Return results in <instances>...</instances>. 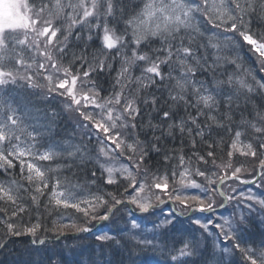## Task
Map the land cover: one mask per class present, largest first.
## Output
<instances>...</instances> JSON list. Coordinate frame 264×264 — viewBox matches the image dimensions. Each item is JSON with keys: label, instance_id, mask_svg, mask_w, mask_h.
<instances>
[{"label": "snow or ice", "instance_id": "1", "mask_svg": "<svg viewBox=\"0 0 264 264\" xmlns=\"http://www.w3.org/2000/svg\"><path fill=\"white\" fill-rule=\"evenodd\" d=\"M257 22L260 30L253 28ZM96 40L100 47L90 54L89 44ZM245 46L264 71V0H140L135 6L126 0H0V224L6 234L35 237L39 222L21 229L13 219L42 207L49 213L75 210L86 222L109 221L126 209L131 229H140L150 221L136 210L151 215L167 201L188 215L205 240L227 245L213 253L219 257L216 264H234L224 259L233 255H239L238 264H264V238L257 242L245 236L247 224L264 217V191L258 195L229 183L264 189V83L241 76L239 56L225 55ZM121 50V66L110 88H103L99 76L114 71L110 61L115 57L109 53L121 55ZM135 69L141 76H133ZM153 88L167 92L163 105L162 97L148 92ZM33 90L48 103L61 101L60 111L74 117L79 139L54 133L55 109L29 107L32 101L20 98L21 93L34 96ZM257 97L258 105L253 103ZM213 132L229 137L225 163L217 164L215 149L227 142L223 136L216 140ZM177 134L193 148L199 138L207 146L205 155L162 151L161 141ZM153 152L162 157L156 164L167 166L163 172L151 163ZM236 156L258 162L251 180L244 178L246 165L234 163ZM120 160L126 163L117 167ZM85 169L89 180L73 183ZM101 177L105 185L123 188L119 196L99 194L96 181ZM228 203L234 205L228 216L214 215ZM162 214L154 227L175 222L174 209ZM66 229L90 231L57 221L45 231L65 236ZM152 235L153 240L130 238L137 246L154 247L156 233ZM96 240L102 248L103 242H120L106 233ZM180 243L179 249H169L167 264H188L187 257L202 252L195 236Z\"/></svg>", "mask_w": 264, "mask_h": 264}, {"label": "trees", "instance_id": "2", "mask_svg": "<svg viewBox=\"0 0 264 264\" xmlns=\"http://www.w3.org/2000/svg\"><path fill=\"white\" fill-rule=\"evenodd\" d=\"M107 78L110 79L111 77H107ZM161 101H162V99H161ZM235 118H236V120H239V115H237ZM58 119H59V121H62L61 117H59ZM148 120H149V116L146 114L145 121H143V124L146 125ZM152 122L154 124L157 123L156 120H154ZM156 135H159V134H156ZM212 135L218 141L220 139V136H223L224 141L227 142L225 144H221L219 147H217L215 149L216 157L220 156V155L222 157L223 155H225L227 153L228 147L230 145L229 137L227 135H225L224 133H220L219 135H217V133L213 132ZM151 137L152 136L147 137V138H151ZM142 138H143V135H142ZM181 139H182L181 137H180V139H178V136H176L175 138L163 140V141H161L160 147H161L162 151H167L169 154H172L173 150L178 151V150L182 149L184 154L187 156L192 155L193 152H198L200 155H205L206 151L208 150L207 146L205 144L199 142V138H197L198 143H197L196 148L192 147L190 141L187 138H183V140H184L183 143H181ZM151 155H152V162L151 163L153 165H156L157 167H159L160 169H162L164 171L165 168L167 167L166 165L156 164V162L161 160L162 157L157 156L155 154V152H153ZM245 164H246V166L247 165L249 166V164L254 165V164H256V161H253V159L248 158V159H245ZM88 167L90 169L96 171L97 176L100 175V173H97L98 169L93 168L92 165H89ZM73 171H77V170L74 169ZM62 175L67 176L70 174L64 172ZM90 176H91V173L87 169L79 171L78 176L73 177V183H76L77 180L80 183H84L85 181L89 180ZM0 178L4 179V177L2 175H0ZM196 179L200 180L199 177ZM96 185L99 187V194H104V193L109 192L106 189L102 190L104 184L101 181L97 180ZM91 191L96 193L97 187H92ZM119 193H120V191L117 189H115L113 191V194L119 195ZM3 206L4 205L2 203H0V207H3ZM2 215L3 214H0V216H2ZM42 215H43V211H41V210L39 212L34 211V213L32 211L29 214L22 216L21 218H14L13 222L16 223L21 229H23L24 227H31L32 224H34L35 219L40 218V220H41ZM249 226L253 227L251 235L249 236V238H252V240H255L257 242L260 239L264 238V235L263 236H260V235L257 236V234L255 233L258 230L256 225L251 223ZM179 228H180L179 224H176L172 227L168 226L167 228H165L163 230L162 237L158 238V241L160 243L159 246L158 247H151L150 250L145 251L140 256V258L138 259L139 263L150 264V262H153V263L157 262V264H163L164 259L167 261V259L169 258V257L168 258L164 257L165 253H166V255H169V249L173 245H175V247L177 249H179L180 247L183 246L180 243L181 239H183L185 241H190L189 235H190V233H192L191 229L188 227V234L183 235V233L181 232V230H179ZM254 228H256V230H254ZM7 236H9V235L6 234V231H5L3 224H0V242ZM23 249H34L31 251L30 259H24L23 260L24 264H45L43 262V259L45 258V254L43 251H41L42 249L31 248L27 245V243H24L23 240H13V241L9 242L7 244V246L3 249V251L0 253V262L2 264H19L18 255L19 254L21 255ZM187 260H188V264H205V262H207V264H216L217 259L210 256V253L206 249H204V247H202V252L194 253ZM239 260H240L239 255H234L231 258L227 259L226 261H231V262H234V264H238L237 261H239Z\"/></svg>", "mask_w": 264, "mask_h": 264}, {"label": "rangeland", "instance_id": "3", "mask_svg": "<svg viewBox=\"0 0 264 264\" xmlns=\"http://www.w3.org/2000/svg\"><path fill=\"white\" fill-rule=\"evenodd\" d=\"M72 117H73V116H72ZM73 120H75L74 117H73ZM116 166H117V165H116ZM117 167H119V166H117Z\"/></svg>", "mask_w": 264, "mask_h": 264}]
</instances>
